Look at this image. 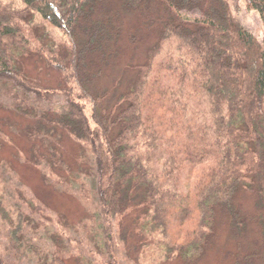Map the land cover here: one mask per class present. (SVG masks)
<instances>
[{"label": "trees", "instance_id": "16d2710c", "mask_svg": "<svg viewBox=\"0 0 264 264\" xmlns=\"http://www.w3.org/2000/svg\"><path fill=\"white\" fill-rule=\"evenodd\" d=\"M245 2L264 32V0ZM137 12L158 14L157 39L123 90L101 89L95 82L123 55L124 18ZM33 59L57 74L55 86L30 78ZM3 113L27 121L22 134L33 156L20 159L55 188L66 184L55 171L63 137L80 146L99 208L100 233L85 228L89 253L103 264H119L117 241L134 214L142 245L191 262L220 224L243 236L244 200L264 212V38L242 27L227 0H0ZM11 172L0 159V264L38 255L65 264L62 243L42 256L37 247L64 238L63 218L52 221Z\"/></svg>", "mask_w": 264, "mask_h": 264}, {"label": "rangeland", "instance_id": "374dc122", "mask_svg": "<svg viewBox=\"0 0 264 264\" xmlns=\"http://www.w3.org/2000/svg\"><path fill=\"white\" fill-rule=\"evenodd\" d=\"M227 1L242 27L258 42L263 43V26L257 12L249 10L245 0ZM157 16L158 14L147 15V13L141 16L139 12L125 16L123 21L125 32L121 43L123 55L105 70L94 85L112 91L116 88L120 91L126 87L134 78L133 67L145 60L147 49L157 39L160 28ZM26 72L31 79L43 86H55L59 78L56 73L35 59L26 62ZM0 119H4L2 126L7 138V142L0 146V159L11 164L12 180L27 191L28 196L44 204L52 221L57 222L56 219L62 217V223L65 224L64 238L55 237V240L37 241L41 256L52 252L57 241L65 247L67 258L65 264H103V256L89 253L94 244L91 243L92 239L88 240L85 228L89 226L97 234L100 233L99 229L96 230L99 208L94 193L95 177L90 171L89 163L80 154V146L70 138L63 137L62 146L59 148L63 165L62 169L55 168V171L60 182L66 184L55 188L43 181L40 169L20 159L23 157L30 160L33 156L29 150L30 142L22 134L28 127L27 121L8 113L1 114ZM62 188L70 193H66ZM85 194H88L89 198L80 199ZM242 205L247 228L243 236L233 235L229 229L220 224L217 235L205 254L191 262L167 261L153 248H149L150 246L142 245L141 239L133 230L136 215H131L124 221L122 233L117 241L119 264H261L263 250L260 224L264 220V212L253 209L250 199L244 200ZM54 224L56 227L57 223ZM2 250L0 249V252ZM10 259L15 260L13 257ZM38 259L39 261L21 260L19 264H43L39 255Z\"/></svg>", "mask_w": 264, "mask_h": 264}]
</instances>
